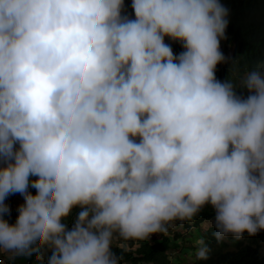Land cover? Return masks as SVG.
<instances>
[{
    "label": "clouds",
    "instance_id": "obj_1",
    "mask_svg": "<svg viewBox=\"0 0 264 264\" xmlns=\"http://www.w3.org/2000/svg\"><path fill=\"white\" fill-rule=\"evenodd\" d=\"M229 16L221 0H0V264H122L115 249L206 206L217 242L264 255V57L236 52Z\"/></svg>",
    "mask_w": 264,
    "mask_h": 264
},
{
    "label": "trees",
    "instance_id": "obj_2",
    "mask_svg": "<svg viewBox=\"0 0 264 264\" xmlns=\"http://www.w3.org/2000/svg\"><path fill=\"white\" fill-rule=\"evenodd\" d=\"M221 3L230 10V23L227 33H234L237 39H239L236 52L243 54L247 58V61H249V64H255L256 62H252L253 54L257 53L264 57V31L259 34L249 31L256 26L255 23L260 14L263 16L261 22L264 23V0H221ZM126 7L128 14L133 16L131 2ZM251 11L260 13L251 16ZM165 43L171 44L175 54L183 50L178 42H172L167 37L165 38ZM33 179L35 178L33 177ZM30 191L35 194V189H30ZM213 214L211 207L206 206L195 218L193 226L200 232V238L204 239L207 245L208 242L214 245L215 249L213 251V248L208 245L211 249L209 258L207 260H197L195 257L193 264H264V255L260 253L258 247H253V245L257 244L256 238L250 239L248 244H244L229 236L220 243L213 236L214 229L203 232L200 226L201 223L211 219ZM12 217L9 220L10 223L15 222ZM68 223L70 226L71 218H69ZM226 240L232 243L236 242L234 251H224L227 248L226 244H224ZM176 241L177 237L175 235L167 237L154 235L150 241L141 242V247L134 252H122L120 249L115 250L118 254L123 255L122 262H128L129 264H169L171 258L167 252L173 246L176 247Z\"/></svg>",
    "mask_w": 264,
    "mask_h": 264
},
{
    "label": "rangeland",
    "instance_id": "obj_3",
    "mask_svg": "<svg viewBox=\"0 0 264 264\" xmlns=\"http://www.w3.org/2000/svg\"><path fill=\"white\" fill-rule=\"evenodd\" d=\"M20 195H13L8 198V204L11 206L12 209V215L13 220L15 221L18 213L17 211L14 213V211L17 209V206L21 203H23V198L21 197L19 199ZM75 213L71 217V223L74 220ZM70 223V226H71ZM204 223L201 224V229L203 232H205V229L203 227ZM191 224H185L182 230L175 231L174 233H171L170 236L176 235L179 239L178 245L176 249L171 250V261L170 264H193L194 258L193 254L195 253L192 249L191 245H195V241L199 239L200 232L192 228ZM141 243V242H140ZM5 264H9L6 258ZM27 261H29L28 264H33L34 259H24V258H18L15 264H27ZM122 264H129L128 262H122Z\"/></svg>",
    "mask_w": 264,
    "mask_h": 264
},
{
    "label": "crops",
    "instance_id": "obj_4",
    "mask_svg": "<svg viewBox=\"0 0 264 264\" xmlns=\"http://www.w3.org/2000/svg\"><path fill=\"white\" fill-rule=\"evenodd\" d=\"M21 198V196L19 197V199ZM9 200H7V203H8ZM16 212V210L14 211V213Z\"/></svg>",
    "mask_w": 264,
    "mask_h": 264
},
{
    "label": "built area",
    "instance_id": "obj_5",
    "mask_svg": "<svg viewBox=\"0 0 264 264\" xmlns=\"http://www.w3.org/2000/svg\"><path fill=\"white\" fill-rule=\"evenodd\" d=\"M29 263V261H27V264ZM4 264H5V259H4ZM34 264V263H33Z\"/></svg>",
    "mask_w": 264,
    "mask_h": 264
}]
</instances>
